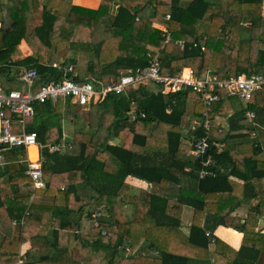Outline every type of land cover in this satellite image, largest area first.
<instances>
[{"label":"trees","instance_id":"obj_1","mask_svg":"<svg viewBox=\"0 0 264 264\" xmlns=\"http://www.w3.org/2000/svg\"><path fill=\"white\" fill-rule=\"evenodd\" d=\"M99 1L92 9L68 0H0L4 87H22L9 74L14 65L34 67L46 80L80 79L72 70L63 75L53 66L70 62L74 67L79 52L91 53L86 69L97 80L146 66L156 51L162 73L184 66L219 77L264 73V0ZM22 40L31 54L20 49ZM216 91L221 100L211 105L190 87L165 93L150 85L91 103L90 131L72 132L79 151L45 150L44 187H35L24 164L0 165V264H19L25 241L31 246L23 264H264L259 228L264 217V88L248 102ZM189 100L194 101L191 110ZM228 102L234 109L230 116ZM247 109L256 113L253 125L245 122ZM132 110L138 115L134 120L128 116ZM205 112L212 119L209 139L225 145L211 150L215 175L200 178L202 163L190 154L191 141L184 135L187 130L203 134L201 125L192 127ZM63 116V101L48 100L26 118V130L35 131L42 143L58 141ZM218 116H228L227 127L216 122ZM116 138L123 143H115ZM12 152L23 154L24 149ZM129 176L179 189L174 197L149 188L132 192ZM243 203H250L246 217L235 213ZM186 206L193 208L188 232L182 219ZM220 225L243 232L239 248L215 235ZM224 231L237 239L241 235Z\"/></svg>","mask_w":264,"mask_h":264},{"label":"built area","instance_id":"obj_2","mask_svg":"<svg viewBox=\"0 0 264 264\" xmlns=\"http://www.w3.org/2000/svg\"><path fill=\"white\" fill-rule=\"evenodd\" d=\"M166 30V29H163ZM166 41H169L167 37ZM183 48V42H178ZM30 54V53H28ZM148 65L130 69L123 72L119 77L107 79H94L85 77L76 79L65 76L66 71H74L69 65L62 67L59 63H53L54 67L63 70L64 76L60 79L46 80L34 67H23L17 72L14 79L22 83L21 88L7 90L0 80V165L7 162H18L26 166L25 173L33 180L35 187H44L43 167L47 161L45 150L48 153L65 154L71 148V142L66 138L58 141L42 143L35 131L26 130V118L36 114V105L48 100L57 102L62 100L76 105L82 109H88L91 103H97L106 98L109 94L121 95L130 88H137L140 85H154L165 93H172L184 88H192L200 93L201 100L206 105L221 100V95L216 91L223 89L229 97H236L245 102L251 101L255 93L264 88V73H230L225 77H219L211 70L197 73L192 67L184 66L178 71L162 73L159 51L150 54ZM11 61H9V64ZM10 111V114L8 113ZM130 119L138 117L136 111L128 113ZM145 116L144 113L141 114ZM245 122L253 125L256 117L255 111H245ZM212 119L205 112L203 120L199 123L203 128V134L189 133L192 149L190 154L200 160L202 167L199 171L200 178L215 175L217 160L211 151L212 148L221 150L225 143L210 140L208 137L211 129ZM195 128V127H194ZM256 136V130L251 131ZM23 148L24 153L13 156V149ZM31 149H35V156L31 155ZM11 152L10 160L5 159V154ZM190 170V167H186ZM101 210L93 214V225L97 226V217ZM24 223V220L21 221ZM17 223L16 220L13 221ZM105 233V232H104ZM19 264H22L21 262Z\"/></svg>","mask_w":264,"mask_h":264},{"label":"crops","instance_id":"obj_3","mask_svg":"<svg viewBox=\"0 0 264 264\" xmlns=\"http://www.w3.org/2000/svg\"><path fill=\"white\" fill-rule=\"evenodd\" d=\"M71 2L73 4L89 7V8H92V9H96L100 5V1L99 0H81V1L71 0ZM0 27H1V23H0ZM155 27H158L159 29H162V30L166 29V27L164 25H161V24H155ZM19 46H20V49L24 52L25 55L26 54L28 55V53L31 54L32 50L28 46V44H27V42L25 40H22L21 44ZM76 66H77V63H76ZM23 67H25V66H23V65H18V66L14 65L12 67V70L9 73L10 76L14 78L16 76L17 72H19ZM74 74L80 76V78L95 77V75L92 72L87 71L86 68L82 69V70H78L77 68L74 67ZM150 87L154 88L155 90L157 89L156 86H154V85H150ZM233 98H236V97H233ZM63 104L67 105L69 108H68V110H64L63 135H62V138L68 139L71 142V145H72L71 148H69L65 154H67V153L74 154V153H77L79 151L80 145L77 142V140L75 139V137L72 136V134H73L72 132H73L74 128H79L80 127L79 123H80L81 120H78L79 118L74 119L73 114H71L72 119L71 120L69 119L70 123H66V120L68 119L67 118V112L71 113L72 109L75 108L74 111L78 112L80 114L79 110H81V111L85 110L87 112L88 109H82L79 106L70 105V103L68 101L67 102L63 101ZM193 106H194V101H191L190 103L188 102L187 107H188L189 110H191ZM227 112H228V116H230V115H232L234 113V109H233L232 105L230 104V102L227 103ZM244 115H245V113H244ZM79 116H81V115H79ZM228 116H218V117H216L215 120H216V122L219 125L227 127L228 126V118H227ZM130 120H132V119H130ZM89 123H90L89 119H87L86 127L83 129L84 131H90V124ZM199 123H200L199 120H194V125H193L192 128L197 126ZM69 126L71 128L70 129L71 133L67 129V127L69 128ZM186 132H187V134H186V136L184 135V139L186 137H188V135L191 132V130H187ZM114 142L118 143V144L123 143L119 138H116L114 140ZM65 154H61V155H65ZM16 156H17L16 154L15 155L13 154L12 157L16 158ZM127 180L131 183L132 189L133 188L137 189L136 192H138L140 188H149L151 190L157 191L160 194L171 195V196L174 197L176 195L177 189H179V187L175 186V185H171V186L163 188V187H160L159 185H156V184H149L145 180H141V179L133 177V176H129L127 178ZM65 186L66 185L61 186V189H64ZM85 191H87V189ZM48 197H49L48 201H51L52 200V196H48ZM37 198H38V194H35L34 199H37ZM40 200H41V198H40ZM249 206H250V203H243L235 211V213L238 214V215H241L242 217H246L247 208ZM127 208L130 209V206H128ZM192 217H193V208L190 207V206H186L184 208L183 214H182L183 224H185L184 225V229H185L186 232L189 231V226H190ZM58 223H59V221L56 218L55 219V225L57 226ZM259 228H261L262 231L264 232V217H261L259 219ZM224 230H233V231H236V232L240 233L241 235L239 236V239H237L229 231H224ZM214 233H215L216 236L220 237L225 242L229 243L230 245H232L235 248H239L240 245H241L242 238H243V232H241V231L235 230V229H233L231 227H226V226L220 225V226H218L216 228ZM2 237H3V233L0 231V241H1ZM231 240H233L234 242H232ZM30 246H31V243L29 241H25L21 245V250H20L19 253H20V261H22V263H23V261H25V260L27 261V259H28V257H26L25 253L30 248ZM211 247H213V245ZM23 257H24V259H23Z\"/></svg>","mask_w":264,"mask_h":264},{"label":"rangeland","instance_id":"obj_4","mask_svg":"<svg viewBox=\"0 0 264 264\" xmlns=\"http://www.w3.org/2000/svg\"><path fill=\"white\" fill-rule=\"evenodd\" d=\"M69 1H71V0H69ZM263 10H264V5H263ZM76 59H77V66L75 65L74 67L75 68H77L78 70H82V69H85V68H87L88 67V64H89V61L92 59V55H91V53H89V52H79V53H77L76 54ZM74 72V71H73ZM93 73V72H92ZM94 74V73H93ZM114 75H107V76H105V77H103V79H107V78H110V77H113ZM236 100H238V98H235ZM191 102V100H189V103ZM68 106L67 105H65V104H63V110H68ZM79 112H80V114L79 115H81L80 117H79V119L78 120H81L80 121V123H79V125H80V127L79 128H77V129H84L85 127H86V121H87V119H88V112H86L85 110H79ZM71 114L72 113H70V112H67V120H66V123H70V120L72 119V116H71ZM70 119V120H69ZM67 129H68V131L70 132V126H69V128L67 127ZM75 130V128L73 129V131ZM71 133V132H70ZM31 155L32 156H35V149H31ZM6 160H8L9 159V157H6L5 158ZM137 191V189H135V188H133L132 189V192H136ZM128 213H130L131 212V207H130V209L128 208ZM185 225V224H184ZM22 263V261H19V263ZM23 264V263H22Z\"/></svg>","mask_w":264,"mask_h":264},{"label":"water","instance_id":"obj_5","mask_svg":"<svg viewBox=\"0 0 264 264\" xmlns=\"http://www.w3.org/2000/svg\"><path fill=\"white\" fill-rule=\"evenodd\" d=\"M69 64H70V62L67 64V66H69ZM47 257H48V255L42 256V258H47ZM250 264H255V262H251ZM258 264H260V263H258Z\"/></svg>","mask_w":264,"mask_h":264}]
</instances>
